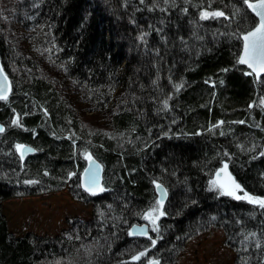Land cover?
Returning <instances> with one entry per match:
<instances>
[{
	"label": "trees",
	"instance_id": "trees-1",
	"mask_svg": "<svg viewBox=\"0 0 264 264\" xmlns=\"http://www.w3.org/2000/svg\"><path fill=\"white\" fill-rule=\"evenodd\" d=\"M1 12L11 92L0 100V264H179L210 229L223 231L232 264H264V207L208 181L227 164L242 193L264 198V76L238 64L256 23L245 0H14L18 47ZM18 144L34 154L22 159ZM87 155L103 166L96 195L80 188ZM155 183L168 194L158 231L131 237ZM65 185L90 218L52 236L11 231L5 200Z\"/></svg>",
	"mask_w": 264,
	"mask_h": 264
},
{
	"label": "rangeland",
	"instance_id": "rangeland-1",
	"mask_svg": "<svg viewBox=\"0 0 264 264\" xmlns=\"http://www.w3.org/2000/svg\"><path fill=\"white\" fill-rule=\"evenodd\" d=\"M13 2L14 0H0V9L2 11L1 13H3L2 16L6 17V34L9 37L10 42L18 47V44L23 38L24 33L20 27H17L12 23V20H10L11 18L8 15L12 10ZM86 121L89 122V120ZM19 154L21 156L20 151ZM223 167L224 165L215 170L214 180L219 179L221 182H225L227 180V175L225 173H221L219 177L216 175L217 172L220 171ZM82 171L80 172V174L82 173ZM227 174H230L231 177L235 180L228 169ZM155 185L156 183L154 184V186ZM217 189L222 192V189ZM236 194L239 196H243L245 193H242V191H237ZM155 197L157 198L156 194ZM230 197L235 198L234 196ZM157 201L158 198L156 199V202ZM166 201L162 204V206L159 207V211L164 212ZM154 207H157V204ZM153 208H151L149 212L152 211ZM91 210V204L76 201L71 197L68 185H65V187L59 191L14 198L8 201L5 200L2 203V211L7 218L9 228L16 235L28 232H34L35 234L48 236L56 235L62 228L65 227V220L67 218L80 216L83 219H88L90 218ZM154 215L159 214L157 212ZM158 220L159 219H157V221ZM143 222L147 223L149 229L155 227V225H152L146 219H144ZM224 238V233L221 229H210L208 231L199 233V235L197 234L196 236L190 238L184 244L182 251L179 252L177 262H179V264H232L235 258V253L225 245ZM150 260L151 259H148V261Z\"/></svg>",
	"mask_w": 264,
	"mask_h": 264
},
{
	"label": "snow or ice",
	"instance_id": "snow-or-ice-1",
	"mask_svg": "<svg viewBox=\"0 0 264 264\" xmlns=\"http://www.w3.org/2000/svg\"><path fill=\"white\" fill-rule=\"evenodd\" d=\"M245 3L248 4V7L251 8L256 16L259 17L258 24L250 31L247 32L246 35L243 36L244 47H243V55L239 58L240 64H246L250 69H252L253 73L259 74L264 73V0H259L258 3H249V0H245ZM209 15L216 17V16H223V12H213L211 14L205 12L202 14V17L207 19ZM7 77H5V81ZM7 99V90L0 84V100ZM19 125V119L13 121ZM4 129L0 127V132ZM17 151L21 152V156H23V151L25 150L24 145H16ZM89 159H91L89 157ZM227 164L218 172L216 175L219 177L221 173H225L227 175V180L225 182H221L219 179L214 180L211 182L212 188H220L222 189V195H229L234 196L236 199H247L252 204H257L261 207H264V199L255 198L249 196L245 193L243 196L237 195V191H243L241 186L236 183V181L231 177L230 174H227ZM96 185L93 184L91 187H95ZM91 187L89 190H91ZM158 189H161V185H157ZM162 190V189H161ZM157 207H154L152 211L145 214L144 219L148 220L152 225L156 224L157 219L159 216L164 215V212L159 211V207L162 206L163 200H159L156 202ZM159 215H154L157 213ZM153 231H158V228H153ZM140 233L143 235H147L146 229H141ZM135 233H130L133 235ZM151 240V237H149ZM152 245L154 246L156 241L151 240ZM145 252H140L139 255H134L132 257L133 260H140L141 257L145 256ZM152 264H158V262L153 261Z\"/></svg>",
	"mask_w": 264,
	"mask_h": 264
},
{
	"label": "water",
	"instance_id": "water-1",
	"mask_svg": "<svg viewBox=\"0 0 264 264\" xmlns=\"http://www.w3.org/2000/svg\"><path fill=\"white\" fill-rule=\"evenodd\" d=\"M258 2H259V0L249 1V3H258ZM245 5H246V8L248 9V11L250 12V14L256 20L255 25L251 29L248 30V31H250L258 24L259 17L256 16L255 12L251 8L248 7V4L245 3ZM247 32H245L244 34L241 35V50H240L239 57H238V63H239V58L244 54L243 53V47H244L243 36L246 35ZM240 65L245 66L248 70H250L252 72V69H250L246 64H240ZM252 74L255 76V78H259V77L264 75V73L256 74L253 72H252ZM5 77H7V75L5 74V72L1 66V63H0V84H2L3 87L7 90V97H8V95L11 92V83H10V80L8 77H7V80L5 81ZM0 127H2L4 129V127L1 124H0ZM2 132H0V134ZM34 152H35V149L32 146L26 145L25 150L23 151V156H21V157L26 158V157L32 155ZM89 157L91 159H89ZM218 172H220V171H218ZM79 180H80V187L84 192L91 194V195H96V194H99L100 192H102V190H103V168H102V164L96 158H94L92 155H89L87 157L86 166L83 169L82 173L80 174ZM93 184H95L96 186L91 187ZM158 185H161V184H158ZM90 187H91V190H89ZM161 189H158L156 186L155 187V194L157 195L158 201L163 200V203H164L167 199V192H166L165 188L163 187V185H161ZM141 229H146L147 235L141 234L140 233ZM130 233H135L133 235H130L131 237H148L149 236V228L145 224H141V225L134 224L129 229V234ZM153 261L158 262L156 260H153ZM153 261H151L149 264H152ZM158 264H159V262H158Z\"/></svg>",
	"mask_w": 264,
	"mask_h": 264
},
{
	"label": "bare ground",
	"instance_id": "bare-ground-1",
	"mask_svg": "<svg viewBox=\"0 0 264 264\" xmlns=\"http://www.w3.org/2000/svg\"><path fill=\"white\" fill-rule=\"evenodd\" d=\"M241 50V49H240ZM239 57V56H238ZM239 64V63H238ZM245 67V66H244ZM246 68V67H245ZM247 69V68H246ZM247 71L250 73V74H252V72L250 71V70H248L247 69ZM6 74V73H5ZM253 75V74H252ZM264 76V75H263ZM253 77L255 78V76L253 75ZM262 77V76H261ZM261 77H259V78H261ZM259 78H255V79H259ZM30 146V145H29ZM89 155H87L86 156V159H87V157H88ZM94 157V156H93ZM95 158V157H94ZM85 166H86V164H85ZM85 168V167H84ZM102 168H103V166H102ZM210 180V183H211V178L210 177H208V181ZM158 184H160V183H156V185L154 186V190H155V187L158 185ZM81 188V187H80ZM167 192V191H166ZM221 193V192H220ZM149 212V211H148ZM147 212V213H148ZM160 217V216H159ZM141 224H145V225H147V223H145V222H142V223H139V225H141ZM149 259H151L150 261H148V263H146V264H149L151 261H153V260H156V261H158L159 262V260H157V259H155L154 257H150ZM97 264V263H96ZM159 264H160V262H159Z\"/></svg>",
	"mask_w": 264,
	"mask_h": 264
}]
</instances>
